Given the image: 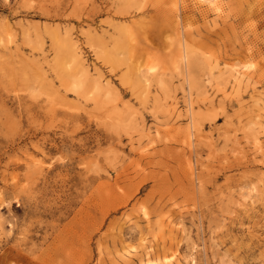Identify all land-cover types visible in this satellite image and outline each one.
Listing matches in <instances>:
<instances>
[{
  "label": "rangeland",
  "instance_id": "374dc122",
  "mask_svg": "<svg viewBox=\"0 0 264 264\" xmlns=\"http://www.w3.org/2000/svg\"><path fill=\"white\" fill-rule=\"evenodd\" d=\"M0 264H264V0H0Z\"/></svg>",
  "mask_w": 264,
  "mask_h": 264
},
{
  "label": "bare ground",
  "instance_id": "6f19581e",
  "mask_svg": "<svg viewBox=\"0 0 264 264\" xmlns=\"http://www.w3.org/2000/svg\"><path fill=\"white\" fill-rule=\"evenodd\" d=\"M215 4H216V3H215ZM213 5H214V4H213ZM214 8H215V9H217V8H218L217 4H216V5H214ZM216 11H217V10H216Z\"/></svg>",
  "mask_w": 264,
  "mask_h": 264
}]
</instances>
